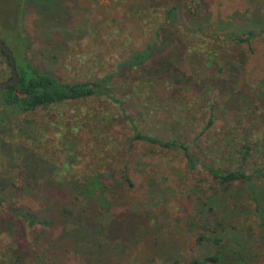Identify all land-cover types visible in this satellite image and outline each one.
I'll return each mask as SVG.
<instances>
[{
    "label": "rangeland",
    "instance_id": "1",
    "mask_svg": "<svg viewBox=\"0 0 264 264\" xmlns=\"http://www.w3.org/2000/svg\"><path fill=\"white\" fill-rule=\"evenodd\" d=\"M34 2L0 0V40L12 54L23 49L36 69L68 83L88 77L93 80L114 70L124 57L152 40L151 30L162 23L163 10L174 8L175 26L163 29L161 45L142 70L113 80L125 94L126 113L146 128L162 126L160 136L175 130L188 144L192 158L220 169L235 168L240 148L254 144L257 148L247 161L264 170V40L257 38L248 46L225 41L227 46L216 49L219 58L213 60L212 69L202 73L201 50L207 44H218L204 39L195 46L202 38L185 33L195 28L208 33L242 27L241 1L60 0L64 16L59 20L44 18ZM219 60H224L221 71L216 66ZM7 75L0 56V82ZM211 104L215 106L213 123L200 134ZM93 106L97 107L85 104L79 109ZM55 114L36 110L12 118L0 129V199L49 219L48 227L27 228L8 215L7 206L0 205V264H182L212 252L207 245H196L195 238L196 214L205 209L202 203L205 196L213 194V184L199 170L186 171L178 152L137 145L128 169L132 188L114 200V209L107 216L88 210L80 221L62 222L60 210L65 207L76 213L78 203L58 191H46L42 201L34 191L18 190L15 165L19 160L15 151H7L10 146H21L55 166L75 154L72 166L83 171L87 159L80 153L82 137L57 128L63 121ZM25 120L31 122L26 127L29 137L18 127ZM2 152H6L4 156ZM255 184L264 204V181ZM230 191L229 196L241 201L243 207L249 203L248 187H232ZM214 196L218 200L224 197L220 193ZM95 218L102 226L107 222L114 225L108 235L115 241L101 248L106 253L98 258L80 253L79 244L84 245L85 239L71 245L70 239L63 238L73 229L87 230L86 224ZM99 236L95 242H100ZM252 242L250 250L243 253L249 257L245 261L264 264V238L259 231H254Z\"/></svg>",
    "mask_w": 264,
    "mask_h": 264
},
{
    "label": "trees",
    "instance_id": "2",
    "mask_svg": "<svg viewBox=\"0 0 264 264\" xmlns=\"http://www.w3.org/2000/svg\"><path fill=\"white\" fill-rule=\"evenodd\" d=\"M34 1L37 12L44 18L56 20L63 18L64 6H60V0ZM239 1L244 6L239 17V20L244 21L242 27L230 32L210 30L207 33L199 28L185 32L198 34L202 38L194 43L195 46L201 45L204 39L214 40L218 44H207L206 48L201 50L203 57L200 54L197 55L201 56L199 63L202 73L212 69L210 65L213 64V60L219 58L216 49L224 43L248 46L257 38L262 37L264 40V0ZM163 16L162 23L151 30L152 40L146 42L142 49L124 57L116 64L114 70L93 80H89L88 77L80 82H60L50 73L36 69L26 58L23 49L19 53H11L16 83L0 89V129L8 126L9 121L16 116H25L36 110L54 111L55 118L59 117L60 121H63L57 128L69 131L72 137L76 138V135L82 137L83 145L80 153L87 159L83 162L81 172L76 171L72 166L75 162V154L65 159L63 164L59 163L55 166L34 157L30 150H22L21 146H16V149L10 146V151H7L9 153L15 151L16 158L19 160L15 165L20 183L18 190L31 193L34 191L38 195L37 198L42 201L45 200L46 191H58L69 197L72 202L78 203L76 213L65 207L60 210L59 219L62 222L80 221L88 210L98 211V215L103 213L107 216L110 215L109 211L114 209V200L123 193H129L132 188L128 169L131 165V155L137 145L154 147L171 153L178 152L184 160L183 167L186 171L199 170L213 184L211 187L213 194L205 196L202 203L205 209L199 210L196 214L198 220L196 219L195 238L196 245H207L212 252L182 264H247L245 261L247 255L243 253L248 252L250 246L254 244L252 242L254 231H259L264 238V204L260 200V190L255 184L264 181V170L249 165L247 161L257 147L254 144L242 146L239 151L241 155L239 163L233 169H220L199 162L192 158L188 151V144H185L181 136H177L175 130L169 129L166 136H160L162 126L146 128L143 126L144 123L136 121L127 114L123 104L125 94H121L118 86H114L113 80L118 79L121 74L142 70L144 64L153 57L154 51L161 45L163 29L175 26L174 8L164 9ZM192 54L195 56V53ZM0 56L8 68L7 56L1 49ZM223 62L224 60H219V64H216L218 71L223 68ZM9 77L8 68L6 80ZM85 104H93L97 107L80 110L79 107ZM214 107V104L210 105L207 120L200 134L212 125ZM30 123L25 120L22 127L18 126L21 128V133L27 137L29 132L26 131V127H30ZM164 125L167 126L166 123ZM239 186H246L249 189V203L244 207L241 201L237 202L235 197L229 196L230 189ZM216 193L224 195L222 200L214 196ZM0 205L7 206L8 215L27 228L49 225V219L36 212L28 209L18 210L9 203L3 202L2 199H0ZM130 208L131 206L127 207L128 210ZM90 224L94 227L91 228ZM86 227L87 230L73 229L63 238L70 239L71 245H76L81 239H85L84 245L79 244L80 253L89 252L94 255L92 258L104 255L106 251L103 252L100 249L105 248L110 241H115L108 235V232L114 230V225L107 222L105 226H102L95 218L93 222L87 223ZM97 236L100 237V242H95L98 241ZM72 252L76 253L74 250ZM177 264H179L178 261Z\"/></svg>",
    "mask_w": 264,
    "mask_h": 264
},
{
    "label": "water",
    "instance_id": "3",
    "mask_svg": "<svg viewBox=\"0 0 264 264\" xmlns=\"http://www.w3.org/2000/svg\"><path fill=\"white\" fill-rule=\"evenodd\" d=\"M0 49L6 54L7 59H8V68L10 72V77L3 81L0 82V89H4L9 86H13L16 83V74L13 66V58L11 52L7 49V47L1 42L0 40Z\"/></svg>",
    "mask_w": 264,
    "mask_h": 264
},
{
    "label": "flooded vegetation",
    "instance_id": "4",
    "mask_svg": "<svg viewBox=\"0 0 264 264\" xmlns=\"http://www.w3.org/2000/svg\"><path fill=\"white\" fill-rule=\"evenodd\" d=\"M5 81V80H4Z\"/></svg>",
    "mask_w": 264,
    "mask_h": 264
}]
</instances>
